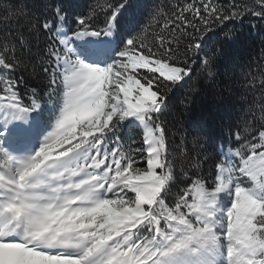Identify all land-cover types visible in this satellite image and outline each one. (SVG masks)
Wrapping results in <instances>:
<instances>
[{
	"label": "snow or ice",
	"instance_id": "obj_1",
	"mask_svg": "<svg viewBox=\"0 0 264 264\" xmlns=\"http://www.w3.org/2000/svg\"><path fill=\"white\" fill-rule=\"evenodd\" d=\"M247 15L264 0L0 3V264H264V74L198 151L166 119Z\"/></svg>",
	"mask_w": 264,
	"mask_h": 264
},
{
	"label": "trees",
	"instance_id": "obj_2",
	"mask_svg": "<svg viewBox=\"0 0 264 264\" xmlns=\"http://www.w3.org/2000/svg\"><path fill=\"white\" fill-rule=\"evenodd\" d=\"M4 0H0L3 3ZM42 0H28L29 7ZM49 3L54 0H48ZM77 10H87L93 0H71ZM142 4L151 6L158 4L167 9L172 0H140ZM183 3L184 0H179ZM221 4L232 3L233 0H219ZM237 4L252 3V0H234ZM145 24L148 23L144 18ZM155 24V21L152 22ZM228 29L238 35V40L225 46V55L214 69L217 73L214 82L204 79L193 81L197 91H190L188 87L177 89L170 96L169 110L166 113L169 128L185 132L188 137L189 151H198L193 148L192 136L202 131L213 116L224 117L225 123L241 124L251 119L249 107L259 102L261 88L259 81L264 74V21L247 15L243 20L232 21ZM216 39L209 40L205 51L218 46ZM255 80V87L251 82ZM258 112V109H257ZM219 134L218 131L216 133ZM179 140V136L175 138ZM169 144L172 142L171 134Z\"/></svg>",
	"mask_w": 264,
	"mask_h": 264
}]
</instances>
